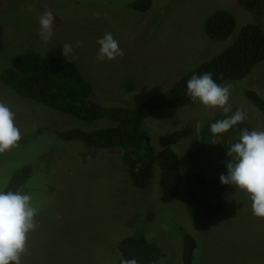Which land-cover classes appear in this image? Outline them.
<instances>
[{
    "label": "rangeland",
    "instance_id": "rangeland-1",
    "mask_svg": "<svg viewBox=\"0 0 264 264\" xmlns=\"http://www.w3.org/2000/svg\"><path fill=\"white\" fill-rule=\"evenodd\" d=\"M135 0H0V73L21 54L35 52L74 62L92 85V99L102 106L134 108L167 92L182 76L211 59L237 38L246 23L264 31V0L251 14L240 0H152L147 12ZM230 10L235 30L224 41L204 32L206 17ZM54 13L53 37L38 36L37 17ZM112 33L123 56L96 59L98 39ZM72 45L66 57L64 44ZM132 86L127 90L126 84ZM231 85L229 113L246 114L252 129L264 130L260 112L246 98L251 90L264 99V61ZM0 102L15 114L21 130L18 145L0 153V188L20 184L38 208L37 227L28 234L22 264H116L117 246L128 236H144L161 250L155 264H180L184 235L196 241L193 264H264V218L253 216L251 202L229 188L222 214L205 224L195 222L183 202V187L170 204L160 200L158 169L144 189L132 185L117 149L98 150L81 142H63L53 130H96L108 120L85 124L15 95L0 80ZM222 109L199 102L163 109L144 127L151 145L172 148L188 168L187 149L202 127Z\"/></svg>",
    "mask_w": 264,
    "mask_h": 264
},
{
    "label": "trees",
    "instance_id": "trees-1",
    "mask_svg": "<svg viewBox=\"0 0 264 264\" xmlns=\"http://www.w3.org/2000/svg\"><path fill=\"white\" fill-rule=\"evenodd\" d=\"M240 2L242 9L251 14L261 8V0ZM151 7L152 0H135L132 4L137 12H147ZM235 26V16L228 9L213 11L203 23L205 34L216 41L228 39ZM263 61L264 31L259 25L246 23L230 46L179 78L164 94L134 108L100 105L92 99V85L74 62L35 52L14 57L0 73V80L15 95L87 125L103 119L110 121V126L101 129L88 131L72 127L63 131L53 130V134L63 142L77 141L93 149L119 150L132 185L139 189L148 186L156 166L161 202L173 203L182 186L187 213L195 222L205 224L224 210L223 196L230 187L221 184L219 177L226 174L227 165L234 162V156L227 155V152L238 141L241 129L252 130L251 126L245 120L217 136L210 132L209 126L224 119L225 114L210 119L190 142L187 149L188 168L184 175L177 153L170 147L156 150L151 145L144 123L157 111L193 105L195 101L186 93L187 81L194 74L211 73L218 84L239 81ZM126 86L129 91L133 89L129 83ZM245 96L264 121V99L251 90H246ZM19 186L13 182L4 190L15 191ZM195 249V239L184 235L180 264H193ZM117 251L116 264L132 259L137 264H155L161 254L160 248L142 235L123 238Z\"/></svg>",
    "mask_w": 264,
    "mask_h": 264
},
{
    "label": "clouds",
    "instance_id": "clouds-1",
    "mask_svg": "<svg viewBox=\"0 0 264 264\" xmlns=\"http://www.w3.org/2000/svg\"><path fill=\"white\" fill-rule=\"evenodd\" d=\"M38 36L47 43L53 37L54 13L45 10L37 17ZM99 49L96 59L114 60L123 56V50L112 33H106L97 41ZM72 52L71 44L63 45V55ZM231 85L222 86L215 82L211 73L193 75L187 81V95L205 108H219L225 118L210 124V132L220 135L246 120L244 111L238 109L232 115L229 99ZM21 140V130L15 124L13 110L0 102V153L15 148ZM227 155L234 156V162L227 165L226 174L219 177L220 183L243 193L251 202L253 216L264 218V130L241 129L237 142L228 149ZM30 193L22 190L5 191L0 188V264H22L26 252L28 234L37 227L38 208L32 203ZM123 264H137L135 259Z\"/></svg>",
    "mask_w": 264,
    "mask_h": 264
}]
</instances>
